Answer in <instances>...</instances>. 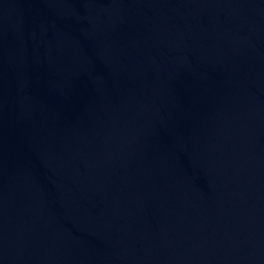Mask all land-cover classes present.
<instances>
[{"label":"water","instance_id":"1","mask_svg":"<svg viewBox=\"0 0 264 264\" xmlns=\"http://www.w3.org/2000/svg\"><path fill=\"white\" fill-rule=\"evenodd\" d=\"M0 264H264V0H0Z\"/></svg>","mask_w":264,"mask_h":264}]
</instances>
